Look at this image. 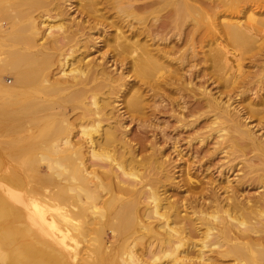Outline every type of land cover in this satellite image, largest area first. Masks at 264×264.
I'll return each instance as SVG.
<instances>
[{
	"label": "bare ground",
	"instance_id": "obj_1",
	"mask_svg": "<svg viewBox=\"0 0 264 264\" xmlns=\"http://www.w3.org/2000/svg\"><path fill=\"white\" fill-rule=\"evenodd\" d=\"M3 46L0 264H264V0H0ZM154 128L235 184L186 164L176 198Z\"/></svg>",
	"mask_w": 264,
	"mask_h": 264
},
{
	"label": "rangeland",
	"instance_id": "obj_2",
	"mask_svg": "<svg viewBox=\"0 0 264 264\" xmlns=\"http://www.w3.org/2000/svg\"><path fill=\"white\" fill-rule=\"evenodd\" d=\"M109 30L111 31V32L109 31L111 33V35L115 32L114 31L115 28L113 29L112 27H110ZM174 40H172V44H174V42H175ZM207 48L208 47H205V49H207ZM6 49H7V46L0 47V51H1L0 52V57H3L5 55V50ZM106 49H107V46L103 48V51L106 50ZM93 55H100V53L95 52ZM244 63L247 64L248 63V60L246 62L244 61ZM247 69L248 68H245V70H247ZM6 73H3L2 76L4 77V80H5L6 83L11 84L14 81V77L11 75V73H9V74L8 73L6 74ZM202 81H204V84L206 85V87H208V90L211 89L212 92H215L216 91V84H214V83L212 84L211 83L212 82L211 80H207L206 81L205 79H202ZM255 86L256 87L257 86L259 87L258 84H256ZM28 99H29L28 96H20V98H16L15 100L13 98V100H11V102L9 101V103H7V104H10V105H7V104L6 105L9 106V107H11L14 103L17 104V105L14 104L12 106L13 108H14V106L15 107L24 106V104H26V102H28ZM238 99L242 101L244 99V97H242V98L240 96L235 97L234 104H237V101H239ZM16 101L18 103H16ZM19 101H20V103H19ZM157 112H158V110H157ZM159 116H160V119H161L160 122H164L166 120H168L170 122L168 126H167V123H164V124H166V125H164V128L166 129V131L169 132V133H172V134H176V132L173 131V125L175 123V120L173 119V117H169L168 114H163V113H159ZM252 119L254 120V121L251 120V121H253L252 124L253 125H256L255 130H258V133L260 135H263L264 136V122H263V125H262L261 124L262 122L261 123L258 122L259 120L258 121H255L256 119H254V118H252ZM7 121L8 120H5V121L3 120L0 123L1 124L0 126L2 127V128H0V130L1 131L4 130L3 131L4 133L2 132V138H3V140L5 139L4 142H6V144H7V141L8 140H11L13 137H14V140L15 141L14 140L13 141L11 140L12 142L10 141L11 144L13 143L12 144L13 146H11L10 144H7L6 146L8 148H16V147L21 146L24 143V140H23L24 137H22L23 134H22V130L20 129L21 127L19 126V129L17 128L18 130H16L15 127H12L13 125H16L17 124V121H19V120H17V121L16 120H12V121H15V123H16V124H14L12 122V126H10V123H9L11 121L10 120H9V122H7ZM258 123H260L261 125H259ZM18 124H19V122H18ZM4 125H6V126H4ZM253 125H251V126H253ZM8 126L10 128L12 127L11 129H12V131L14 130L15 133H18L20 131L19 132L20 134L19 133L18 134H14V133H12V131L9 132L8 129H10V128H8ZM153 130L158 133V137L160 139V141H159L160 142V146L164 150L165 155L169 156L171 158V161L177 165V168L175 169V171H177V173H176L177 179L182 176L181 177V180L180 179H178V180L176 179L177 182L178 181H181L180 183L184 186V187L182 186L181 188L175 187L176 189H174V193H175L176 198L182 196L185 193V191L187 190L186 188H188L187 187L188 184L186 185V184L182 183L183 180H184V179L182 180V178L184 176H183V173L181 171H179L181 168L184 169V167L186 166V164L191 166V168H192L191 169L192 170L191 173L194 174V172H196L197 175L199 174L198 177L201 175L200 178L203 179L204 181H206V183H208L209 186H210V184H212L213 186L216 185V186H218V187L221 188L220 190L223 189L222 187H223L224 183H221V182H222V179L224 177L229 176V179L232 180L233 183H234V180L237 178V175L240 174V172L236 171L235 168L234 169H230L229 167L231 165H233V164L238 163L241 160V157L236 158L235 160H233V162H228L227 159L221 158L222 157V154H215L213 156H205L202 159L203 160L202 163L199 164L198 161L200 159L196 156V149L198 147H200V144L197 143V141L194 140V139L193 140H190L189 137H188V135L190 133L194 132V130H196V128L195 129H192V130H187L186 132H184V133H182L180 135V137H179L180 138L179 139L180 141H178L179 146L181 148V153L180 154H178V151L175 150L172 147L171 140L169 138H167V137H164L162 134H160L159 128H154ZM148 135L149 136H152L151 133H148ZM191 136H192V134H191ZM18 138H22V139H20V141L23 140L21 142H18V144H20V145L17 144V141L19 140ZM10 142L8 141V143H10ZM205 144L206 145L203 148V152L207 150L208 146H210L208 144V142H206ZM12 150L14 151V149H12ZM13 154H15V155H13ZM22 154H23V152H22ZM9 159H10V162H9ZM1 160H2V165H4V167L6 165H8V164H10L11 166H17V167H19L20 164H21V162L19 161L18 156H17V154L15 152L12 153V154H6V155H4V157L1 158ZM5 161H6V163L8 161V164H6ZM226 162H228V163H226ZM196 168H197V170H195ZM250 191L253 192V190H250Z\"/></svg>",
	"mask_w": 264,
	"mask_h": 264
}]
</instances>
